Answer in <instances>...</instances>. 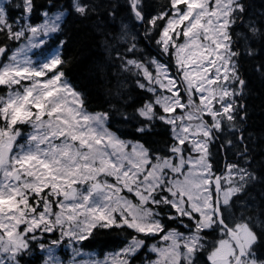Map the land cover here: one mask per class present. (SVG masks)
Wrapping results in <instances>:
<instances>
[{
  "label": "snow or ice",
  "instance_id": "1",
  "mask_svg": "<svg viewBox=\"0 0 264 264\" xmlns=\"http://www.w3.org/2000/svg\"><path fill=\"white\" fill-rule=\"evenodd\" d=\"M249 73L264 0H0V264H264Z\"/></svg>",
  "mask_w": 264,
  "mask_h": 264
},
{
  "label": "trees",
  "instance_id": "2",
  "mask_svg": "<svg viewBox=\"0 0 264 264\" xmlns=\"http://www.w3.org/2000/svg\"><path fill=\"white\" fill-rule=\"evenodd\" d=\"M257 6L261 0H253ZM69 34L71 36L70 43L66 50V56L72 57V63L68 67L69 77L78 85L89 87V74L87 65L94 54L95 41L89 29L84 25L72 23L69 25ZM249 89L250 94L247 97L249 105L250 119L248 121L249 131L256 136L264 135V82L260 80L258 75L249 73ZM90 105H95L99 101V97L93 92L90 97ZM98 241H104L107 237L100 235ZM114 246L103 248L102 244L96 243L85 245V249L96 251L103 255V252L113 250ZM101 255V256H102Z\"/></svg>",
  "mask_w": 264,
  "mask_h": 264
},
{
  "label": "rangeland",
  "instance_id": "3",
  "mask_svg": "<svg viewBox=\"0 0 264 264\" xmlns=\"http://www.w3.org/2000/svg\"><path fill=\"white\" fill-rule=\"evenodd\" d=\"M85 251L88 252V251H91V250L85 249ZM91 252L97 253L96 251H91ZM84 258L87 259V257H84Z\"/></svg>",
  "mask_w": 264,
  "mask_h": 264
}]
</instances>
